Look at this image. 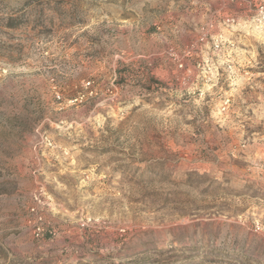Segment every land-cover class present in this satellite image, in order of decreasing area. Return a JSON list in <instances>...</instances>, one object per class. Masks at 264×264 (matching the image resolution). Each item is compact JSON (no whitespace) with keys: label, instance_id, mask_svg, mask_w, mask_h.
<instances>
[{"label":"rangeland","instance_id":"obj_1","mask_svg":"<svg viewBox=\"0 0 264 264\" xmlns=\"http://www.w3.org/2000/svg\"><path fill=\"white\" fill-rule=\"evenodd\" d=\"M262 8L0 0V264H264Z\"/></svg>","mask_w":264,"mask_h":264},{"label":"built area","instance_id":"obj_2","mask_svg":"<svg viewBox=\"0 0 264 264\" xmlns=\"http://www.w3.org/2000/svg\"><path fill=\"white\" fill-rule=\"evenodd\" d=\"M260 13H261V19H262V21L264 23V8L261 9ZM262 169L264 170V161H263V164H262ZM256 228L259 229L260 227L257 225Z\"/></svg>","mask_w":264,"mask_h":264}]
</instances>
